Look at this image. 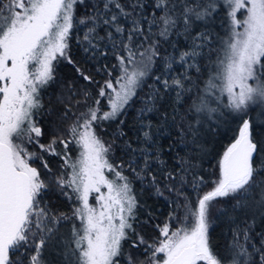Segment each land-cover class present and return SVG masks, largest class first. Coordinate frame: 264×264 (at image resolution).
<instances>
[{
    "label": "snow or ice",
    "instance_id": "obj_1",
    "mask_svg": "<svg viewBox=\"0 0 264 264\" xmlns=\"http://www.w3.org/2000/svg\"><path fill=\"white\" fill-rule=\"evenodd\" d=\"M221 8L228 28L217 46L207 26ZM73 39L85 60L105 61L101 79L77 65ZM61 62L94 91L85 87L83 109L67 108L71 123L45 144L37 118ZM137 101L136 143L123 139L127 159L117 164L116 141L128 135L120 117ZM226 114L238 118L236 134L209 181L194 153L205 124ZM112 121L109 142L97 128ZM162 140L190 154L169 170ZM44 154L59 157L58 171ZM125 169L176 197L158 239L131 241L146 245L139 264H264V233L253 234L264 218V0H0V264H51L45 252L58 264H121L139 205ZM53 189L74 202L71 214L46 201ZM214 208L231 236L221 248L209 239ZM128 264H137L131 255Z\"/></svg>",
    "mask_w": 264,
    "mask_h": 264
},
{
    "label": "trees",
    "instance_id": "obj_2",
    "mask_svg": "<svg viewBox=\"0 0 264 264\" xmlns=\"http://www.w3.org/2000/svg\"><path fill=\"white\" fill-rule=\"evenodd\" d=\"M240 14L238 13V16ZM228 28L226 11L221 8L220 14L207 26V30L213 33V43L218 46L217 36L224 37ZM204 30L203 26L194 29V31ZM82 35V33H81ZM175 39V37H173ZM72 55L77 65L87 75L94 76L97 80L101 79L104 72H98V68H103L105 61L103 60H85L84 53L79 49L76 40L71 41ZM186 42L181 38V47H186ZM171 51V49H168ZM207 52V49H205ZM213 59H215V53H213ZM111 59L107 61L109 67H111ZM207 63V61H204ZM193 75H197L193 73ZM87 86V82L84 81L76 72L72 65L66 62H61L57 66V81L52 83L47 89L44 90L42 95V101L45 105V109L41 116L37 119L40 121L42 128L44 129V135L41 137L42 143H49L53 136L59 135L64 132L68 124L71 121L63 118V113L67 108H71L72 112H77L83 109V90ZM89 91H94L93 86H87ZM226 100V98H225ZM77 101H80L77 104ZM141 107L139 101L128 110L126 116H121L120 119L125 121L123 125L124 131L128 134L127 137L116 141L114 147V153L112 159L115 163L119 164L127 159V156L122 151L123 139L131 138L135 145V130L133 128V122L137 115V110ZM227 113V109L224 110ZM237 119L231 114H226L220 117L219 121H211L203 127L199 135V143L202 146L197 148L194 153V162L198 165L195 171L203 175L207 180L211 181L215 179L218 172V162L223 154L225 148L232 142L237 129ZM118 121L104 122L103 127H98L97 131L105 141H112L114 138V132L117 128ZM164 144V152L162 158L168 162L169 170L176 166L174 157L179 154L180 156H188L189 150L180 145L174 148L171 152L168 150V144L170 140H162ZM33 146L28 145V148ZM59 147V146H58ZM37 150V148L34 146ZM71 155L76 158L78 150L74 145L70 146ZM45 158L50 162V166L53 171H58L62 161L59 157L49 156L44 154ZM35 166L40 167V161L35 162ZM155 167V166H154ZM125 174L132 180L133 192L136 194L139 205L137 208L136 220L133 222L134 232L130 234V240L125 241L124 256L121 258V264H128L129 255L133 256L139 264L141 260H146L148 253L145 252L146 245H140L138 248L131 247V241L136 239V233H139L148 243H153L159 238V226H163L168 220L169 214L173 212L174 204L172 201L176 199L174 193L165 192L164 196H157L154 190L148 187L147 182L141 183L140 180L135 179L133 173L125 169ZM111 175V174H109ZM191 179V177H189ZM163 186V181L161 182ZM210 187V184L208 185ZM189 195L194 194L191 187L187 188ZM46 201L57 211L66 212L71 214V209L74 202H69L65 197L60 196L54 189L51 190ZM90 203H95L94 199L90 198ZM221 203H224L223 201ZM179 214V212L177 213ZM213 223L209 229L210 243L214 248H221L228 240L231 239L228 234V225L224 217L217 216V210H212ZM73 221H65L63 225H68L71 228ZM76 223H79L76 221ZM175 227V222H173ZM264 233V218L257 216L255 223L253 224V234ZM258 238V237H257ZM45 259L51 261V264H58L59 258L55 252L45 253Z\"/></svg>",
    "mask_w": 264,
    "mask_h": 264
},
{
    "label": "rangeland",
    "instance_id": "obj_3",
    "mask_svg": "<svg viewBox=\"0 0 264 264\" xmlns=\"http://www.w3.org/2000/svg\"><path fill=\"white\" fill-rule=\"evenodd\" d=\"M30 146H33V145H30ZM35 147H36V146H35ZM36 148H37V150H36V149L34 148V146H33L32 148L30 147L29 150H30V151H39L38 147H36ZM105 191H106V190H105ZM94 202H95V200H94ZM61 230L64 231V232H67V231H69L70 229H69V226L65 224V225H62V226H61ZM45 253H50V252H45Z\"/></svg>",
    "mask_w": 264,
    "mask_h": 264
}]
</instances>
